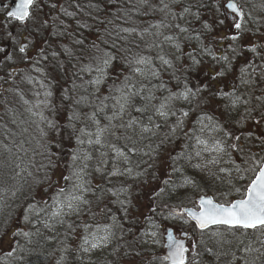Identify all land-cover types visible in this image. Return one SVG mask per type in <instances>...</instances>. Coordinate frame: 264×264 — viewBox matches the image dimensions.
Listing matches in <instances>:
<instances>
[{"label":"trees","instance_id":"trees-1","mask_svg":"<svg viewBox=\"0 0 264 264\" xmlns=\"http://www.w3.org/2000/svg\"><path fill=\"white\" fill-rule=\"evenodd\" d=\"M235 2L244 12L241 30L234 27L240 18L233 19L225 7L228 0H47L44 8L33 7L48 36L38 66L51 86L52 103L40 112L43 119L35 115L33 103L22 106V100L0 114V264H81L84 238L93 240L103 230L116 235L107 256L111 264H169L162 232L173 226L167 218L174 210L196 206L204 193L219 203L237 199L235 174L218 168L209 185L197 177L203 171L190 167L191 159L206 155L197 137L206 140L209 134L224 142L232 173H238L235 165L244 169L239 157L246 152L229 145L238 142V147L250 146L249 155L264 156V0ZM9 23L18 25L1 10L3 29ZM233 35L238 38L232 40ZM142 57L150 63L137 64ZM82 75L86 79L77 84ZM126 84L133 87L125 91L139 95L118 114V89ZM186 87L199 89L191 103L181 95ZM149 94L151 101L145 99ZM165 102L167 119L156 113ZM181 109L188 116L183 126L174 127ZM205 116L212 121L202 120ZM96 120L108 131L101 144L87 147V140L96 138ZM132 120L137 123L128 127ZM151 121L158 126L150 127ZM214 124L220 127L213 130ZM142 126L152 129L144 132ZM78 137L85 143L78 144ZM110 145L127 154L126 162ZM73 152L91 155L86 168L82 161L75 166L89 176L95 199L81 208L78 219L53 218L52 197L71 187L62 176L73 167ZM116 195L123 198L120 205ZM182 221L186 225L179 228L198 240L187 264H264L260 231L200 232L185 217ZM147 226L159 231L156 251L141 242ZM100 258L90 264H110Z\"/></svg>","mask_w":264,"mask_h":264},{"label":"snow or ice","instance_id":"snow-or-ice-1","mask_svg":"<svg viewBox=\"0 0 264 264\" xmlns=\"http://www.w3.org/2000/svg\"><path fill=\"white\" fill-rule=\"evenodd\" d=\"M36 0H13V7L11 11L7 13V15L16 21H19L21 24L28 21L32 16V8L35 4ZM167 7V5H165ZM225 7L230 10L231 13H234L235 19L237 16L240 18V22L234 24L235 29L241 30L242 29V22L244 18L243 10L238 6L235 0H228V3ZM223 23V21H221ZM238 37L236 35L231 36L232 40H236ZM165 39H171V37H166ZM27 45H22L20 47V52H24ZM251 51L255 52L256 49L253 47ZM10 59V57H9ZM221 59L227 60V56L222 57ZM163 63L168 64L169 61L165 60L161 57ZM105 64L108 61H104ZM137 64H146L150 63V61L146 60L145 58H140L136 61ZM98 71L103 72V69H98ZM136 72L143 74L140 68L135 69ZM246 68H241V73H245ZM155 75V72L152 73ZM217 75H223L222 72L217 73ZM130 79V78H126ZM243 82V81H242ZM99 83V81H97ZM133 87L132 85L126 84L123 88L118 89L120 95L116 97V103L118 106V114H123L127 108V106L131 103V99L133 96L139 95V91L132 92V91H125L127 88ZM199 91V89L197 90ZM47 95H50L48 93ZM184 100L189 101L191 103V99L195 97L196 93L192 91V89L187 88L181 94ZM230 95V94H228ZM154 97L149 94L145 99L151 101ZM169 100L172 97L168 98ZM238 100V98H237ZM235 103V101H233ZM102 110V109H101ZM143 108H137L136 111H144ZM169 106L167 102L161 103L159 107L156 109L157 115L167 119L169 115ZM175 115V113H172ZM35 115H39L41 119H43L42 113H35ZM183 116L187 117L188 112H183ZM114 116H110L107 119L109 121L113 120ZM93 119L95 120V114H93ZM203 119H207L212 121L211 116L202 117ZM151 120V117H149ZM97 128L95 132V140L89 138L87 140L88 144H101L102 137L108 131V127H100L99 121H95ZM137 123V121L132 120L129 122L128 127H132L133 124ZM179 124H183V121H178ZM258 123V122H257ZM111 126V125H109ZM213 130L218 129L220 126L218 124H214ZM175 130V129H173ZM82 135H88L89 137L92 136V133H86L85 130L81 129ZM142 131L149 132L151 129L147 126H142ZM203 131V128L201 129ZM226 135H231L230 133H226ZM237 141L240 140V136H235ZM78 144H84L85 141L77 138ZM197 143L204 145V151L207 152H214L217 153V156L220 154H227V149L224 145L222 140H213L212 144H209L207 140H202L197 137ZM110 147L116 152L117 157H123L124 160L128 159L127 154L117 148L115 145H110ZM229 147L236 149L237 145L232 144ZM134 151V149H133ZM197 156H200L201 153L199 151L196 152ZM91 159V155L85 153L83 156L73 152L72 154V169L68 175L62 176V179L65 181L71 182L70 188H60L55 196L52 197L53 206L55 210L51 212V216L53 218H61L66 214H70L72 212H78L80 210L81 204H86L87 201L84 199L83 193L89 191L86 187L87 181L84 179L85 173L84 168L87 167V164H84V168L76 167L77 161H87ZM229 160L231 161V155L229 154ZM219 162L217 157H214L210 163L216 164ZM235 164V161H232ZM195 167L199 168L200 165H195ZM99 171V169H97ZM129 171H131L129 169ZM221 172H229L228 169L221 168ZM235 171L240 173V179H245L243 175L244 169H241L239 165H235ZM247 171L251 172L252 175L247 179L249 182L244 187V191L241 192L240 188H236L235 191L240 193V198L232 200L231 202L219 203L211 196H200L199 200L196 202V206L194 207H186L181 212H173L172 215H180L184 216L185 214L187 217L195 222V225L201 230L208 229L210 226L213 225H224L228 229H242V230H254L260 231L262 235H264V157L260 159H256L253 155L252 163L247 169ZM118 172H113L112 175H117ZM186 183H192L190 179H186ZM167 183V181H165ZM29 210H35L34 205L29 206ZM25 220H28V216H25ZM59 223H63L62 219H58ZM50 226V225H46ZM107 231V230H105ZM24 236H29V233H19ZM155 235V233H153ZM187 235V233H184ZM109 236L106 234L103 237H96L93 235V242H89L88 237L84 238V244L89 245L91 248H97L100 246L99 243L96 241L99 240L101 243L106 242ZM194 247V245H193ZM168 254L164 257L165 260L170 261V264H187L188 257L187 253L189 252L188 246H186L184 240L178 239L176 236L172 234L171 231L168 232ZM88 251V248L84 249Z\"/></svg>","mask_w":264,"mask_h":264},{"label":"rangeland","instance_id":"rangeland-1","mask_svg":"<svg viewBox=\"0 0 264 264\" xmlns=\"http://www.w3.org/2000/svg\"><path fill=\"white\" fill-rule=\"evenodd\" d=\"M6 0H0V2H4ZM47 0H43L41 3H38L36 6H39L40 8L45 5ZM44 8V7H43ZM39 12L34 11L32 13L31 18L26 22V24H8L10 25L7 29L6 26H4V29L2 25L0 24V42L2 40L3 44L0 45V114H4L5 112L2 111L3 107L6 108H17L18 100H22L23 102L20 104L22 106L25 105V103H33V110H37L39 113L41 111L47 112L48 108L50 107V104L52 103V93H51V86L49 83H47V80H45V74H43L42 70L38 66V63L40 64V60L42 58V52L45 51V45H47V40L45 39V36H47L46 31H44V25H42V22L40 21ZM2 23V22H1ZM7 30V33L5 32ZM48 38V36H47ZM10 43L11 47L9 49L7 45ZM26 44L27 47L25 51L22 53L20 52V47L22 45ZM44 49V50H43ZM10 50V55L7 56V53ZM10 57V59H9ZM260 65V64H259ZM14 70V72H11ZM86 79L85 75L80 76L79 80L77 79V84H80ZM193 92L198 94V91L196 88L191 87ZM50 93V95H47ZM195 95V96H196ZM9 100L12 103V107L9 105ZM7 110V109H6ZM40 110V111H39ZM8 111V110H7ZM183 112H187L186 109H181L178 121L182 120L184 124V118ZM161 120V119H160ZM178 121L174 122L172 126L174 127H180L181 124L178 123ZM47 124L50 125L49 121H46ZM183 124L181 126H183ZM158 126V125H157ZM209 144H212L213 142V134H209L207 139ZM262 144H264V138L260 141V148H262ZM237 148L234 149L235 152H241L245 151L246 155H243L242 157H239V160L244 161V164L246 166L244 167L243 175L245 176V179H240V173H232L231 170L229 172H226V175L233 176L235 174L237 184L234 188H240L241 192L244 191V185L246 184L245 180L248 174L250 173L247 171L249 166L252 163V155H249L252 151L250 149V146L245 145V147H238L239 143L236 142ZM93 146L92 144H88L87 147ZM204 147V145H202ZM206 152V155L203 158H193L191 159V169L197 170L200 169V177L204 182L207 184V180L209 177L215 176L216 170L218 168H225V169H232V166L227 158V154H220L217 156V153L214 152ZM262 152V151H261ZM260 153L258 156H256V159L261 158ZM217 157L219 159V162L216 164L210 163V161ZM264 157V156H263ZM118 158L121 162H126V160L123 159V157ZM89 160L86 162L88 163ZM200 165L199 168L195 167V165ZM252 174V173H251ZM250 174V175H251ZM202 176V177H201ZM84 179L87 181L86 187L89 189V191L83 193L84 199L87 201L86 204H81L80 210L78 212H72L70 214H66L64 216H68L72 219H78V215L81 211V208L88 205V202H92L95 199V192L94 188L91 184H89L88 179L89 176L87 173H85ZM203 196H207L205 193ZM240 198V193L238 194L237 199ZM123 199L120 195H116V205H120V200ZM174 212H181V210H174ZM184 216L180 215H172L167 218L169 224H173V227L175 229V234L177 236H181L182 228H179V225L185 226L186 224L182 221ZM168 225V224H167ZM170 226V225H169ZM182 226V227H183ZM143 233V240L141 241L144 246L149 247V250L156 251L155 249L157 247L158 243V233L159 231L157 228L152 226H147L144 228ZM155 233V235H153ZM98 234H101L100 231H96L95 235L96 237H103L106 234L109 236L108 240L106 242L101 243L99 240L96 242L100 244L97 248H91L90 244L85 245L84 248L81 251V264H90L92 259L97 255L98 257H101L99 262L108 261L110 264L113 263V258L107 257L109 254V250L111 247V243L114 240V237L116 235H112L109 232L106 233V231H102L101 236H98ZM89 242H93V240L88 239ZM198 240H188V248L189 252L187 253L188 256H191L197 247ZM120 244V243H119ZM118 244V249L119 245ZM194 245V247H193ZM88 248V251H85L84 249ZM113 249H111L112 253ZM110 253V254H111ZM131 260V259H130ZM127 264H138L137 261H130Z\"/></svg>","mask_w":264,"mask_h":264},{"label":"water","instance_id":"water-1","mask_svg":"<svg viewBox=\"0 0 264 264\" xmlns=\"http://www.w3.org/2000/svg\"><path fill=\"white\" fill-rule=\"evenodd\" d=\"M38 0H36V2H37ZM12 7H13V0H9V1H7V2H5V3H0V9H2V8H8L9 9V11H11V9H12ZM229 12H230V10H228ZM231 13V12H230ZM231 14H234V13H231ZM8 16V15H7ZM9 17V16H8ZM9 18H11V17H9ZM15 20V19H14ZM17 22H19V21H17ZM20 23V22H19ZM186 215V214H185ZM186 217H187V215H186ZM188 218V217H187ZM189 219V218H188ZM190 220V219H189ZM194 225H195V222L194 221H192V220H190ZM196 226V225H195ZM197 227V226H196ZM216 227H226V226H224V225H213V226H210L208 229H211V228H216ZM198 228V227H197ZM227 228V227H226ZM199 229V228H198ZM208 229H205V230H203V231H206V230H208ZM200 230V229H199ZM249 230H251V229H249ZM169 231H171L172 232V234L174 235V236H176L175 235V233H174V231L172 230V229H170V228H167L166 230H165V233H164V239H165V242H164V249H165V255L164 256H166L167 254H168V248H167V245H168V232ZM201 231V230H200ZM177 237V236H176ZM178 238V237H177ZM178 239H182V240H184V242H185V244H186V246H187V241L190 239H188V237H187V235H184V234H182L181 235V238H178ZM167 262L170 264V261H168L167 260Z\"/></svg>","mask_w":264,"mask_h":264},{"label":"bare ground","instance_id":"bare-ground-1","mask_svg":"<svg viewBox=\"0 0 264 264\" xmlns=\"http://www.w3.org/2000/svg\"><path fill=\"white\" fill-rule=\"evenodd\" d=\"M157 125H158V124L156 123V121H151L150 127H151V126H155V127H156ZM151 129H152V128H151ZM85 163L87 164L86 161H82V164H83V165H84Z\"/></svg>","mask_w":264,"mask_h":264},{"label":"flooded vegetation","instance_id":"flooded-vegetation-1","mask_svg":"<svg viewBox=\"0 0 264 264\" xmlns=\"http://www.w3.org/2000/svg\"><path fill=\"white\" fill-rule=\"evenodd\" d=\"M9 55H10V50H9V52L7 53V56H9ZM11 72H14V70H12ZM1 93H2V92H1ZM1 93H0V94H1Z\"/></svg>","mask_w":264,"mask_h":264}]
</instances>
